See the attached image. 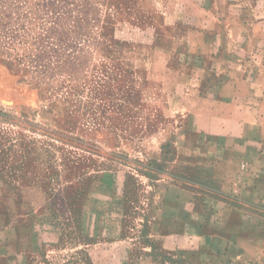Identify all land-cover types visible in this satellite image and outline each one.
Segmentation results:
<instances>
[{
    "label": "crops",
    "instance_id": "0c3cea01",
    "mask_svg": "<svg viewBox=\"0 0 264 264\" xmlns=\"http://www.w3.org/2000/svg\"><path fill=\"white\" fill-rule=\"evenodd\" d=\"M181 1L160 6L168 25L144 64L142 93L125 96L121 109L106 114L118 121L92 126V137L99 131L114 137V149L131 152L138 165L130 160V170L114 173L112 183L92 169L81 194L46 192L42 175L28 168V154L21 161L13 146L5 152L0 264H51L39 258L35 231H53L45 247L59 246L63 224L48 210H67L68 199H78L76 224L91 241L93 264L99 247L117 245L139 248L133 264H264V90L237 64L249 53L238 39L248 43L255 34L232 25L256 21L254 3ZM128 175L138 187L141 222L133 227L149 231L143 240L120 238Z\"/></svg>",
    "mask_w": 264,
    "mask_h": 264
},
{
    "label": "rangeland",
    "instance_id": "374dc122",
    "mask_svg": "<svg viewBox=\"0 0 264 264\" xmlns=\"http://www.w3.org/2000/svg\"><path fill=\"white\" fill-rule=\"evenodd\" d=\"M250 1L258 19L232 25L239 34H255L248 43L238 39V45L249 53L238 56L237 64L256 78L261 91L264 0ZM172 3L180 5L182 1L0 0V167L7 164L5 152L13 146L15 159L23 161L28 154V168L33 166L35 173L42 175L46 192L81 194L89 185L92 169H98L102 181L111 178L112 183L118 177H112L114 173L130 170V160L138 165L128 157L131 152L114 149V137L102 131L92 137L91 130L94 124L118 121L107 119L106 114L121 109L125 96L142 93L143 67L168 25L160 15V6L171 8ZM26 32L37 37L36 46L29 51L21 53L4 46L14 35L21 38ZM154 60L158 61V54ZM137 189L136 179L128 175L121 190L128 210L122 239L143 240L149 235L148 228L133 227L141 222ZM67 201V210L53 206L48 210L63 224V230L56 232L59 246L45 247L53 231H35L39 258L51 264H93L91 241L76 224L78 199ZM116 216L121 218L119 212ZM117 246L99 247L98 263L136 262L138 257L132 256H138V247Z\"/></svg>",
    "mask_w": 264,
    "mask_h": 264
},
{
    "label": "trees",
    "instance_id": "16d2710c",
    "mask_svg": "<svg viewBox=\"0 0 264 264\" xmlns=\"http://www.w3.org/2000/svg\"><path fill=\"white\" fill-rule=\"evenodd\" d=\"M56 26H59V24H54ZM37 44V37L35 34H28L27 32L25 33V36L19 38L18 36L14 35L12 40L10 39V42H6L4 46H7V48H10L12 50H18L21 53L22 52H27L32 47H35ZM11 65V64H10ZM13 65V64H12Z\"/></svg>",
    "mask_w": 264,
    "mask_h": 264
}]
</instances>
